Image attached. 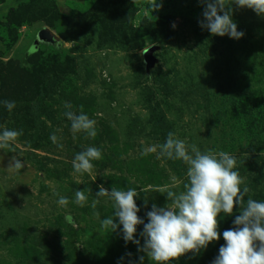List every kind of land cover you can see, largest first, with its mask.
<instances>
[{
    "label": "rangeland",
    "instance_id": "obj_1",
    "mask_svg": "<svg viewBox=\"0 0 264 264\" xmlns=\"http://www.w3.org/2000/svg\"><path fill=\"white\" fill-rule=\"evenodd\" d=\"M205 7L201 0H162L154 12L149 0H0V102L15 101L11 112L0 103V132L22 130L0 149V264H141V256L154 264L125 242L122 226L102 227L115 208L96 193L100 185L136 189L145 223L153 205L170 204L166 193L184 190L187 166L160 154L169 132L202 153L235 156L245 201H264V16L232 4L244 33L236 40L200 26ZM152 46L148 67L144 51ZM40 69L32 80L28 72ZM67 111L95 120L97 135L74 134ZM90 146L102 158L91 175L78 174L72 161ZM13 156L24 162L19 171L8 168ZM76 190H87L83 206ZM239 212L236 205L232 216L221 213L220 239L173 264H213ZM142 232L139 225V247Z\"/></svg>",
    "mask_w": 264,
    "mask_h": 264
},
{
    "label": "clouds",
    "instance_id": "obj_2",
    "mask_svg": "<svg viewBox=\"0 0 264 264\" xmlns=\"http://www.w3.org/2000/svg\"><path fill=\"white\" fill-rule=\"evenodd\" d=\"M149 3L152 12L162 8V0L161 3L149 0ZM201 3L206 7L200 26L214 36L227 35L236 40L243 37L244 33L237 30V24L232 20V4L264 16V0H201ZM0 103H3L9 112L15 108V101L5 100ZM65 107L71 106L66 103ZM65 115L71 121L74 134L84 132L92 138L97 135L95 120L82 111L79 115L67 111ZM21 135L22 130L5 128L0 132V149H10ZM50 139L54 143L57 142L54 134ZM159 148L162 156L180 160L187 166L184 190H168L166 197L171 203L165 207L153 205L152 210L146 214L148 222L145 223L138 216L140 209L135 198L139 193L136 189L118 190L112 187L109 192L100 185L96 197H107L115 208V219H103L102 227L115 232L122 226L125 242L136 244L138 250L146 253L151 262L173 264V261L182 256L188 253L199 254L209 244L218 241V218L221 213L232 216L234 207L239 205L240 212L234 220L235 227L223 232L225 244L220 247L219 255L213 264H264V201L251 197L245 201L249 188H241L245 182L239 172L234 170L237 167L236 157L225 151L208 150L202 153L197 145H186L185 141L176 138L172 132L168 133L166 142ZM101 158L100 149L90 146L75 155L72 161L73 169L78 174L91 175L94 169L93 161ZM23 163L21 159L13 156L8 168L19 171ZM86 191H75L74 202L77 205L83 206L87 202ZM99 202V199L93 200V209ZM57 203L66 207L69 200L65 196H59ZM116 220L119 221L118 224L114 222ZM139 225H143V232L140 233L144 239L143 247H139L140 241L135 239ZM139 259L143 264L144 257Z\"/></svg>",
    "mask_w": 264,
    "mask_h": 264
},
{
    "label": "water",
    "instance_id": "obj_3",
    "mask_svg": "<svg viewBox=\"0 0 264 264\" xmlns=\"http://www.w3.org/2000/svg\"><path fill=\"white\" fill-rule=\"evenodd\" d=\"M156 49H157V47L152 46V47H150L144 51V57H145V60L147 62L148 67H152L155 63V58H154L153 53L156 51Z\"/></svg>",
    "mask_w": 264,
    "mask_h": 264
},
{
    "label": "trees",
    "instance_id": "obj_4",
    "mask_svg": "<svg viewBox=\"0 0 264 264\" xmlns=\"http://www.w3.org/2000/svg\"><path fill=\"white\" fill-rule=\"evenodd\" d=\"M12 12V11H11ZM9 18H10V15H9ZM42 72V70L40 69V70H37V71H35V72H28V74H29V76L32 78V80H37V75H39L40 73ZM40 84V83H39Z\"/></svg>",
    "mask_w": 264,
    "mask_h": 264
}]
</instances>
